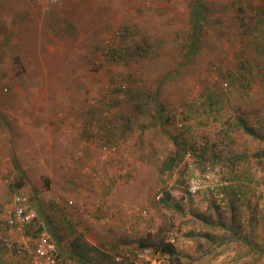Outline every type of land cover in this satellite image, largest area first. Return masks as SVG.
<instances>
[{
  "label": "rangeland",
  "instance_id": "1",
  "mask_svg": "<svg viewBox=\"0 0 264 264\" xmlns=\"http://www.w3.org/2000/svg\"><path fill=\"white\" fill-rule=\"evenodd\" d=\"M1 23L18 30L0 54V264L44 233L37 211L8 228L14 197L46 209L59 184L84 215L116 213L96 220V264H133L143 240L174 244L171 264H264V74L240 59L245 38L264 53V0H0Z\"/></svg>",
  "mask_w": 264,
  "mask_h": 264
},
{
  "label": "crops",
  "instance_id": "2",
  "mask_svg": "<svg viewBox=\"0 0 264 264\" xmlns=\"http://www.w3.org/2000/svg\"><path fill=\"white\" fill-rule=\"evenodd\" d=\"M18 28L8 27L6 23L0 24V54H5V50H2V47L15 46L16 43L12 44L13 42L17 41L15 39L16 31ZM259 30V28L257 29ZM253 31V30H252ZM264 34V33H263ZM247 39L246 44L249 46L248 50L254 51L253 56L261 55L264 56L263 51L261 48L259 49L258 41L261 45L260 39H255L252 42L248 41ZM255 43V44H254ZM18 44V43H17ZM254 44V45H252ZM263 45V44H262ZM256 46V47H255ZM264 46V45H263ZM241 57L243 54L240 55ZM251 56V55H250ZM253 56H251L253 58ZM252 58H248L247 56L240 58L242 60V73L244 72H250V70L247 69H255V72H252L253 75H257L259 72L264 74V66H260L257 64H254L252 61ZM55 170L58 172H62L66 170V168L62 166H56ZM57 185V184H56ZM61 185V184H59ZM57 186V191H55L53 194L58 198V195H61L63 192L62 187L66 188L67 184H62L61 186ZM65 190V189H64ZM65 196L61 198L63 203L56 204L57 198H54V201H52L51 207H48L45 209V206L41 209L40 206H37V204L34 205L36 208H32L33 212L37 211L38 218L41 219V232L43 235H46L56 246L58 253L67 261L72 262L74 264H96L95 263V255L100 254L104 255L103 253V247L101 246V243L103 241L100 240V237L95 233V229L97 228L96 220L97 218L100 219H108V213L112 212L116 215L115 212L110 211L112 208H106L102 202L97 200L98 202L90 205L88 207V211L90 215H84L83 208H81L80 205L76 204L74 202V198H71L72 194L63 193ZM60 199V198H59ZM94 201V200H93ZM69 202H72V205H69ZM68 205V207H67ZM75 205V208H74ZM31 208V207H30ZM38 208V210H37ZM46 212V213H45ZM77 213L78 219L81 221L83 220L84 228L80 229L79 227H76V225L72 224L70 220H68L69 214L74 215ZM114 224V223H112ZM87 229H91L87 231ZM103 234H107L103 232ZM101 241V243H100ZM76 242V247L73 248V244ZM135 245L134 242L130 241H120L118 243V251L120 254L126 253L129 254V249L133 248ZM27 247V246H26ZM140 247V245L138 246ZM28 259V255L25 254ZM93 262V263H92Z\"/></svg>",
  "mask_w": 264,
  "mask_h": 264
},
{
  "label": "built area",
  "instance_id": "3",
  "mask_svg": "<svg viewBox=\"0 0 264 264\" xmlns=\"http://www.w3.org/2000/svg\"><path fill=\"white\" fill-rule=\"evenodd\" d=\"M5 182V178L0 172V184ZM56 204L59 205L61 202L57 200ZM69 205H72V202H69ZM6 217L8 228L25 231L37 216L29 209V199L24 195H17L7 210ZM17 251L20 254L28 255L26 264H74L65 260L58 253L55 244L46 235L40 237L33 246L21 247ZM165 262V256L155 253L149 248L138 252L132 260L133 264H165Z\"/></svg>",
  "mask_w": 264,
  "mask_h": 264
},
{
  "label": "trees",
  "instance_id": "4",
  "mask_svg": "<svg viewBox=\"0 0 264 264\" xmlns=\"http://www.w3.org/2000/svg\"><path fill=\"white\" fill-rule=\"evenodd\" d=\"M199 18V16H198ZM241 127L243 128V130L245 131V133H247L248 135L254 137V138H258V134L256 133V131L254 130V128H251L249 126L246 125V123H244L243 121L240 123ZM177 159L176 158H170L169 161H167L164 164V168L163 171H167V170H172L176 167V163ZM78 248L80 246H76V242L73 244V248ZM140 248L145 249V248H149L152 249L155 253H159V254H163L164 256H168L169 258V264H171V262L174 260V258L177 256V249L174 246V244L170 243V242H152V241H148V240H143L140 242Z\"/></svg>",
  "mask_w": 264,
  "mask_h": 264
}]
</instances>
